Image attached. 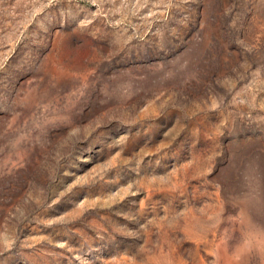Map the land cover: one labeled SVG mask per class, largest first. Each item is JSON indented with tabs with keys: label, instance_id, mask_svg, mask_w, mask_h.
I'll list each match as a JSON object with an SVG mask.
<instances>
[{
	"label": "rangeland",
	"instance_id": "rangeland-1",
	"mask_svg": "<svg viewBox=\"0 0 264 264\" xmlns=\"http://www.w3.org/2000/svg\"><path fill=\"white\" fill-rule=\"evenodd\" d=\"M0 264H264V0H0Z\"/></svg>",
	"mask_w": 264,
	"mask_h": 264
}]
</instances>
